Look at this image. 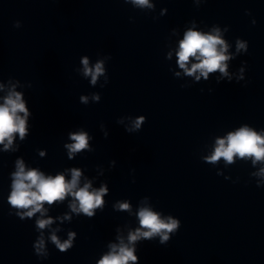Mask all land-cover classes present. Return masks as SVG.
<instances>
[{
  "label": "clouds",
  "instance_id": "1",
  "mask_svg": "<svg viewBox=\"0 0 264 264\" xmlns=\"http://www.w3.org/2000/svg\"><path fill=\"white\" fill-rule=\"evenodd\" d=\"M132 2L136 5L151 7L149 0H132ZM241 49L247 51V45L238 40L237 51ZM227 50L228 45L221 39L219 29H214L212 33L189 29L184 33V37L180 41L179 49L176 53L177 63L189 76L199 73V75H196V80H199L200 76L207 79L210 72L217 70L227 76L226 61L231 58L227 54ZM193 58L196 63L191 64L189 68L188 64ZM82 62L85 75H91L92 81L95 83L97 76L103 71L102 64L97 63L95 68L91 69L88 67L87 58H84ZM81 99L84 102L87 100L86 97ZM19 113H24V115L21 116ZM27 116L28 110L21 94L16 91H10L4 97V103L0 104V144H4L5 150L12 145L14 133H18L21 140L25 138L27 134ZM145 120L146 117H140L133 123L132 129H126V131L139 130ZM71 139L74 143L66 146L69 149V156L88 147V135L85 132L74 133L71 135ZM234 156L241 158L246 156L254 157V163L264 160V133H257L247 126L241 127L235 132L229 133L226 138L218 139L213 154L206 159L214 163L223 158L228 163H231ZM261 172L264 173V169H261ZM12 176V190L8 197V203L18 210L27 209V211L17 212L21 219L25 216L32 217L36 212H41L44 203L51 205L55 201L64 200L67 195H71L74 198L75 202L70 205L74 212H83L91 217L94 215L93 209L102 205V196L106 191L103 187L99 190L91 189L90 183H86L83 187H78L81 172L77 169H72V176L69 181L65 179L63 174L53 177L45 176L36 169L25 170L23 161L19 159L16 161V171ZM121 207L127 209L129 206L128 204H123ZM138 216L142 229H147V231L137 229L135 233H130L128 237L129 244L140 237L151 239L155 235H160V243L164 244L169 239L168 233L174 232L180 226L178 220L168 217L167 221H165L160 218L158 213L146 207L140 209ZM51 223V219L37 221L40 229ZM72 235L70 233L69 240L63 244H61L55 234L51 236V240L63 252L71 247ZM43 247L44 241L41 239L37 245V251H41ZM133 251L134 249L121 240L119 245H111V251L102 258L99 264H127L129 260L135 261L136 256L133 255Z\"/></svg>",
  "mask_w": 264,
  "mask_h": 264
}]
</instances>
